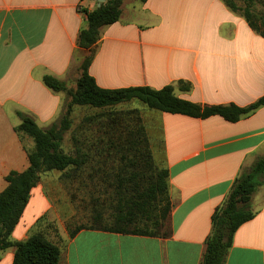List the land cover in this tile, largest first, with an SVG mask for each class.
<instances>
[{"label": "crops", "instance_id": "1", "mask_svg": "<svg viewBox=\"0 0 264 264\" xmlns=\"http://www.w3.org/2000/svg\"><path fill=\"white\" fill-rule=\"evenodd\" d=\"M97 8L98 0H0V192L10 172L29 167L15 132L17 113L34 117L41 128L61 116L65 93L46 87L43 78L53 76L69 89L77 82L89 55L79 46L87 28L81 10ZM89 74L104 89L172 86L177 97L201 106L244 108L264 95V37L223 0H123L120 20L100 30ZM131 102L155 162L169 171L170 234L89 228L53 237L46 221L35 229L37 219H26L35 193L43 199L41 217L50 209L39 182L13 242L42 232L60 248V264L202 263L215 210L241 172L264 159V106L231 123ZM250 209L254 217L236 231L225 264H264V177ZM15 252L11 247L0 253V264H13Z\"/></svg>", "mask_w": 264, "mask_h": 264}, {"label": "trees", "instance_id": "2", "mask_svg": "<svg viewBox=\"0 0 264 264\" xmlns=\"http://www.w3.org/2000/svg\"><path fill=\"white\" fill-rule=\"evenodd\" d=\"M223 1L231 10L243 15L250 26L264 37V30L258 27L249 11L254 0H241L246 4L244 10L236 4L237 0ZM122 4L123 0H107L93 12L81 10L87 17V28L79 34V46L88 50L89 55L79 66L81 76L76 82L75 90L69 89L65 82L53 76H44L43 82L46 87L54 92H64L70 97V102L64 107L60 118L49 127L41 128L34 117L22 112L17 113L21 123L15 131L32 138L34 149L28 153L29 167L23 172H10L5 178L7 186L0 192V253L15 247L13 264H60V248L42 232L35 233L22 242H13L11 236L28 205L32 190L39 184L43 173L80 169L89 162L87 154L71 155L63 150L65 134L71 131L74 125L71 117L75 107L107 110L131 101H139L150 109L165 113L199 119L221 116L228 122L235 123L264 106V95L257 102L244 108L234 104L201 106L177 97L172 86L160 90L142 86L119 89L99 87L89 74V68L100 39L101 28L120 20ZM131 112L134 113L131 123L133 125L122 126V129L126 130L123 150H133L135 154V161L132 162L134 172L127 180L133 186L132 190L127 189L119 193L129 211L117 218L114 226L96 229L120 234L167 237L170 230L160 234L147 229L128 230L122 227L124 222L133 223L137 218L154 220V225L161 227L165 224L170 225L169 217L172 210L169 197V171L160 168L153 158L140 112L137 109ZM111 119L104 125V133L110 137L119 132L118 126L121 125L119 120ZM109 145L111 146V143ZM263 177L264 159L257 160L237 177L225 202L212 216V232L206 240V251L201 264H225L236 231L254 217L250 202L254 192L262 185ZM125 183L126 180L123 178L118 180L120 187L124 188ZM82 229L89 228L75 229L71 232V236Z\"/></svg>", "mask_w": 264, "mask_h": 264}, {"label": "rangeland", "instance_id": "3", "mask_svg": "<svg viewBox=\"0 0 264 264\" xmlns=\"http://www.w3.org/2000/svg\"><path fill=\"white\" fill-rule=\"evenodd\" d=\"M236 4L241 10L246 8V4L241 0H237ZM249 11L258 27L264 30V0H254ZM71 89H76V82L71 84ZM69 102L70 97L65 93L63 109ZM135 103L136 107L144 106L139 101ZM42 107L45 108V105ZM135 109L133 102L107 110L91 107L74 108L71 117L74 125L72 130L65 134L63 150L71 155L87 154L89 162L80 169L65 172L49 171L41 175L40 184L44 188L50 209L41 217L43 199L40 194L35 193L26 215L28 221L37 219L35 229L46 221L48 225L45 229H48L51 236L56 237L66 230L73 232L83 227H112L116 224L117 218L128 213L129 208L119 193L127 189L132 190L133 185L127 180L134 172L132 162L135 161V154L133 150H123L126 130L122 129V126L133 125L131 123L134 113L131 111ZM111 118L119 120L121 124L118 126L119 132L112 137L104 133V125L108 124ZM17 135L27 154L30 153L34 149L33 139L22 133ZM120 178L126 180L124 188L118 185ZM153 222L154 220L137 218L133 223L124 222L122 227L128 230L147 229L160 234L170 230L168 224L161 227L154 225Z\"/></svg>", "mask_w": 264, "mask_h": 264}, {"label": "water", "instance_id": "4", "mask_svg": "<svg viewBox=\"0 0 264 264\" xmlns=\"http://www.w3.org/2000/svg\"><path fill=\"white\" fill-rule=\"evenodd\" d=\"M99 1V7L101 6V3L104 2V0H98Z\"/></svg>", "mask_w": 264, "mask_h": 264}]
</instances>
